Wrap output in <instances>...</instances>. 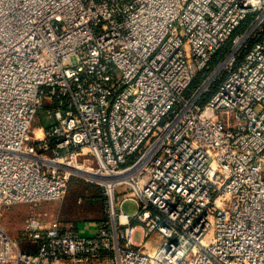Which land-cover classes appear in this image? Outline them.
<instances>
[{
  "label": "built area",
  "instance_id": "1",
  "mask_svg": "<svg viewBox=\"0 0 264 264\" xmlns=\"http://www.w3.org/2000/svg\"><path fill=\"white\" fill-rule=\"evenodd\" d=\"M76 178L96 235L0 224V264H264V0H0V216Z\"/></svg>",
  "mask_w": 264,
  "mask_h": 264
},
{
  "label": "rangeland",
  "instance_id": "2",
  "mask_svg": "<svg viewBox=\"0 0 264 264\" xmlns=\"http://www.w3.org/2000/svg\"><path fill=\"white\" fill-rule=\"evenodd\" d=\"M229 47V43L225 46ZM224 47V48H225ZM225 55L218 61L217 65H220L222 59ZM214 68H208V70L202 73V79L207 78L213 72ZM216 89V86L212 88V93ZM210 97V95L208 96ZM47 117L46 110H41L39 116L34 123V130L45 124V119ZM73 183L70 184L67 195L62 201H53V202H43L39 204H21L5 209V215L3 220L0 222L3 228L10 236H19L23 234L27 220L34 215H45L46 217H52L53 214L57 213V208L60 205L68 203V205L80 207L81 211L78 210V216L74 212L69 211L68 208L64 210L65 215L63 218L70 219L77 222H82L83 220H91L93 222H98L106 218V201L107 197L103 189L90 182H86L84 179H73ZM71 202L73 204H71ZM57 207V208H56ZM66 207V206H65ZM129 205L126 206V208ZM129 209V208H128ZM69 211V212H68ZM78 220V221H77ZM5 224V225H4ZM137 243L141 242V233H137L135 237Z\"/></svg>",
  "mask_w": 264,
  "mask_h": 264
},
{
  "label": "crops",
  "instance_id": "3",
  "mask_svg": "<svg viewBox=\"0 0 264 264\" xmlns=\"http://www.w3.org/2000/svg\"><path fill=\"white\" fill-rule=\"evenodd\" d=\"M64 202L65 201H63V204L60 205V207H58V208L56 207L57 208V211H55V212H57V213L53 214V216L50 217V218L48 217V219L49 220H52V219L58 220L59 223H60V225H61V229L62 230L72 229L73 231H75L76 233H78L81 236H94V235H96V233L98 231V225H99V223L102 220H100L98 222H93L91 220H83L82 222H77V223L72 218H71V220L70 219H66L65 220L63 218V215H65V213H66V212H64V210L66 208H68L69 211L71 210V212H74L75 216L76 215L78 216V212H79L78 210L81 211V209H80V207L78 208L77 206H73V205H70V204L68 205L67 202H66V204H64ZM71 204H73V203L71 202ZM4 213H5V210L1 213V216H0L1 221L3 220V217L5 215ZM0 224H1V222H0ZM23 236H24V232H23V234H21L19 236L18 235L17 236H15V235L13 236L12 235L11 237L12 238H23ZM23 247L26 250H32L33 249L31 246H29L27 244H23ZM56 264H67V263H63L62 262V263H56Z\"/></svg>",
  "mask_w": 264,
  "mask_h": 264
},
{
  "label": "trees",
  "instance_id": "4",
  "mask_svg": "<svg viewBox=\"0 0 264 264\" xmlns=\"http://www.w3.org/2000/svg\"><path fill=\"white\" fill-rule=\"evenodd\" d=\"M228 50V48L227 47H225L223 50H221L213 59H212V61H211V63L209 64V68H214L216 65H217V63H218V61L224 56V54L226 53V51ZM208 70V69H207ZM206 70V71H207ZM205 71V72H206ZM200 77H202V76H200ZM201 79L202 78H199V80H197L194 84H193V88L194 87H196L197 85H198V83H200V81H201ZM73 183V181L71 182V184ZM29 251H31V250H29Z\"/></svg>",
  "mask_w": 264,
  "mask_h": 264
},
{
  "label": "bare ground",
  "instance_id": "5",
  "mask_svg": "<svg viewBox=\"0 0 264 264\" xmlns=\"http://www.w3.org/2000/svg\"><path fill=\"white\" fill-rule=\"evenodd\" d=\"M108 185H110V184H108Z\"/></svg>",
  "mask_w": 264,
  "mask_h": 264
}]
</instances>
